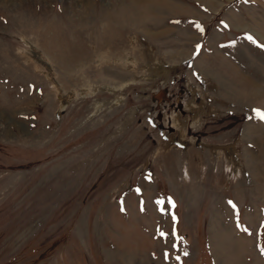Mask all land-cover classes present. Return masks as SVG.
<instances>
[{
    "label": "rangeland",
    "instance_id": "1",
    "mask_svg": "<svg viewBox=\"0 0 264 264\" xmlns=\"http://www.w3.org/2000/svg\"><path fill=\"white\" fill-rule=\"evenodd\" d=\"M261 45L264 0H0V264H264Z\"/></svg>",
    "mask_w": 264,
    "mask_h": 264
},
{
    "label": "snow or ice",
    "instance_id": "2",
    "mask_svg": "<svg viewBox=\"0 0 264 264\" xmlns=\"http://www.w3.org/2000/svg\"><path fill=\"white\" fill-rule=\"evenodd\" d=\"M248 39H249V40H253V37L248 36ZM261 47H264V45H261ZM256 114H257V116H258L260 119L264 120V111L256 110ZM162 235H163V233H162Z\"/></svg>",
    "mask_w": 264,
    "mask_h": 264
},
{
    "label": "bare ground",
    "instance_id": "3",
    "mask_svg": "<svg viewBox=\"0 0 264 264\" xmlns=\"http://www.w3.org/2000/svg\"><path fill=\"white\" fill-rule=\"evenodd\" d=\"M260 92H261V93H262V95H263V96H262V98H263L262 100L264 101V89H263V90H261Z\"/></svg>",
    "mask_w": 264,
    "mask_h": 264
}]
</instances>
